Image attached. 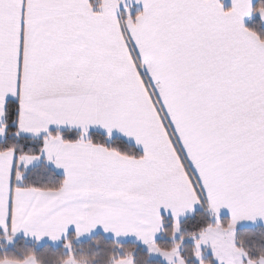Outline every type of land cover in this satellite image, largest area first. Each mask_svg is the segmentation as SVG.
I'll list each match as a JSON object with an SVG mask.
<instances>
[{
    "label": "snow or ice",
    "instance_id": "1",
    "mask_svg": "<svg viewBox=\"0 0 264 264\" xmlns=\"http://www.w3.org/2000/svg\"><path fill=\"white\" fill-rule=\"evenodd\" d=\"M0 264H264V0H0Z\"/></svg>",
    "mask_w": 264,
    "mask_h": 264
}]
</instances>
